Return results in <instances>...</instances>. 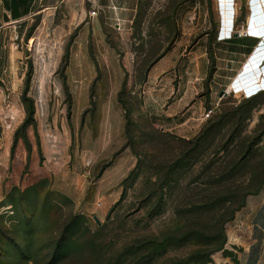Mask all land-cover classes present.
I'll use <instances>...</instances> for the list:
<instances>
[{"label": "rangeland", "instance_id": "1", "mask_svg": "<svg viewBox=\"0 0 264 264\" xmlns=\"http://www.w3.org/2000/svg\"><path fill=\"white\" fill-rule=\"evenodd\" d=\"M199 5L219 4L140 1L132 33L136 81L172 46L189 22L184 17ZM245 5L236 0L237 22ZM211 59L200 89L216 109L200 132L184 138L163 131L144 112L139 88L124 87L114 147L112 126L102 120L112 116L109 102L103 107L107 92L79 99V109L70 93L53 94L50 110L37 115L45 126L39 128L30 115L31 96L39 94L8 90L0 73V150L17 136L13 159L0 157V264H216L222 256L237 263L231 227L264 190V76L250 79L244 66L231 87L214 84ZM234 87L239 94L221 95ZM50 128L49 136L88 130L105 141L87 144L75 137L64 161L50 166L38 151L39 137ZM107 167L115 171L113 185L100 190L93 183ZM233 172L238 175L230 178Z\"/></svg>", "mask_w": 264, "mask_h": 264}, {"label": "crops", "instance_id": "2", "mask_svg": "<svg viewBox=\"0 0 264 264\" xmlns=\"http://www.w3.org/2000/svg\"><path fill=\"white\" fill-rule=\"evenodd\" d=\"M140 1L0 0V44L5 49L0 53V73L8 83V90L10 86L14 93L39 94L38 99L31 96L34 121L39 128L45 126L37 115L42 108L50 110L53 94L70 93L75 108L79 109L83 106L79 99L87 102L92 100V93L107 92L108 96L102 98L103 107L107 108L109 102L112 116L102 120L112 126L114 147L115 137H120L115 136V126L121 123L119 93L128 87L132 91L139 88L143 110L152 124L185 138L200 132L207 121L203 116L211 109L207 106V93L200 89L211 58L215 61L214 84L226 86L231 82V87L238 81L242 68L250 63L253 65L246 67L251 70L247 74H251L250 79L256 74L257 79L261 74L264 76V69L260 70L264 64H256L262 61L259 49L263 38L255 0H245L246 11L238 22L236 0H224V4L217 0L218 7H194L184 17L189 22L182 23L181 35L145 71L142 80L136 81L132 33ZM258 7L264 13V0H258ZM93 8L98 12L91 17ZM232 28L233 39L224 40ZM245 56L244 61H239ZM62 61L66 64L60 73ZM237 63L241 66H235ZM83 125L81 122V129ZM51 132L52 128L38 142L39 154L50 166L64 161L75 137L87 144L105 141V136H89L88 130L82 131V136H49ZM16 139L13 136L12 142L0 150L1 158L13 159ZM114 172L108 167L103 169L93 184L100 190L111 188ZM2 201L3 197L0 207ZM230 240L237 250L234 264H264V190L252 197L237 215ZM229 259L219 257L216 264H232Z\"/></svg>", "mask_w": 264, "mask_h": 264}, {"label": "built area", "instance_id": "3", "mask_svg": "<svg viewBox=\"0 0 264 264\" xmlns=\"http://www.w3.org/2000/svg\"><path fill=\"white\" fill-rule=\"evenodd\" d=\"M97 12H98V9H97V8H93L92 11L90 12V16H91V17L96 16V15H97ZM222 27H223V26H222ZM222 27H221V30L219 31V37H220L221 34H222ZM234 33H235V32H234V28H232V30H231V32H230L229 34L226 33V35H225L226 38H225L224 40H231V39H233ZM15 37L17 38V34H16ZM230 92H232V91H231V90H227V91H225L226 94H229ZM233 93H234V94H237V92H233ZM215 109H216V107L211 108L210 110H208V111L206 112V114L203 116V118H204L205 120L209 119V118L214 114Z\"/></svg>", "mask_w": 264, "mask_h": 264}, {"label": "water", "instance_id": "4", "mask_svg": "<svg viewBox=\"0 0 264 264\" xmlns=\"http://www.w3.org/2000/svg\"><path fill=\"white\" fill-rule=\"evenodd\" d=\"M255 3L257 4L258 3V0H255ZM257 8H259L258 9V19L260 20V22H261V25H262V30H261V36H262V44H261V47H260V56H262V61L261 62H258V63H256L257 65H259V64H264V13L262 12V10H261V8L260 7H257ZM251 59V58H250ZM253 65V63H250V64H248V65H246V67H251ZM262 69H264V65L262 66V68L260 69V70H262ZM225 94V92L223 91L222 92V94L221 95H224ZM98 221V220H97ZM98 223H99V221H98Z\"/></svg>", "mask_w": 264, "mask_h": 264}, {"label": "trees", "instance_id": "5", "mask_svg": "<svg viewBox=\"0 0 264 264\" xmlns=\"http://www.w3.org/2000/svg\"><path fill=\"white\" fill-rule=\"evenodd\" d=\"M156 61V60H155ZM155 61L153 63H151V65H153L155 63ZM150 65V66H151ZM31 117L33 118L34 120V107H33V102H32V110H31V113H30ZM35 122V121H34ZM240 164V161H238L237 165ZM238 175V172H233L230 174V178H234L235 176ZM229 177V176H228ZM244 205L240 206L239 208H237V211L241 210V208H243Z\"/></svg>", "mask_w": 264, "mask_h": 264}, {"label": "bare ground", "instance_id": "6", "mask_svg": "<svg viewBox=\"0 0 264 264\" xmlns=\"http://www.w3.org/2000/svg\"><path fill=\"white\" fill-rule=\"evenodd\" d=\"M221 1V0H220ZM256 5V8L258 7V3L257 4H255ZM261 23V22H260ZM225 28V27H224ZM223 32H225V31H223ZM256 59L257 60H259L260 59V57H258V55H256ZM261 59H263V58H261ZM259 79V78H258ZM258 85L256 84V85H254L253 87H257ZM252 88V87H251ZM230 90L232 91V92H237V94H239V91H240V89H237V88H235L234 87V91L230 88ZM241 93V92H240Z\"/></svg>", "mask_w": 264, "mask_h": 264}, {"label": "snow or ice", "instance_id": "7", "mask_svg": "<svg viewBox=\"0 0 264 264\" xmlns=\"http://www.w3.org/2000/svg\"><path fill=\"white\" fill-rule=\"evenodd\" d=\"M224 2V0H222V3Z\"/></svg>", "mask_w": 264, "mask_h": 264}]
</instances>
